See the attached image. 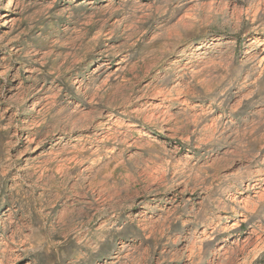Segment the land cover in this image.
Instances as JSON below:
<instances>
[{
	"label": "clouds",
	"instance_id": "1",
	"mask_svg": "<svg viewBox=\"0 0 264 264\" xmlns=\"http://www.w3.org/2000/svg\"><path fill=\"white\" fill-rule=\"evenodd\" d=\"M4 8L0 264H264V0Z\"/></svg>",
	"mask_w": 264,
	"mask_h": 264
},
{
	"label": "rangeland",
	"instance_id": "2",
	"mask_svg": "<svg viewBox=\"0 0 264 264\" xmlns=\"http://www.w3.org/2000/svg\"><path fill=\"white\" fill-rule=\"evenodd\" d=\"M0 16L3 17V19H0V36H4L7 33L11 32L12 29L17 25V22L21 20L19 10L9 11L6 8L0 9ZM20 26L23 27L22 22ZM29 83H31V81L26 80L25 86H27ZM8 87L12 90L10 94L17 92L20 89V80H14V81L10 80ZM29 103H31V101H29ZM258 243L259 241L254 243L250 252L254 253L256 251Z\"/></svg>",
	"mask_w": 264,
	"mask_h": 264
}]
</instances>
